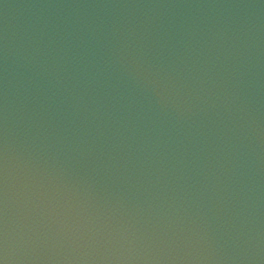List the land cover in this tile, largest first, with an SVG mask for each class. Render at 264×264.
Masks as SVG:
<instances>
[{
    "label": "clouds",
    "instance_id": "1",
    "mask_svg": "<svg viewBox=\"0 0 264 264\" xmlns=\"http://www.w3.org/2000/svg\"><path fill=\"white\" fill-rule=\"evenodd\" d=\"M0 264H264V0H0Z\"/></svg>",
    "mask_w": 264,
    "mask_h": 264
}]
</instances>
